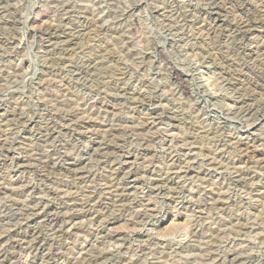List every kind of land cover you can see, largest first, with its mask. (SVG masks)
<instances>
[{"label": "rangeland", "instance_id": "1", "mask_svg": "<svg viewBox=\"0 0 264 264\" xmlns=\"http://www.w3.org/2000/svg\"><path fill=\"white\" fill-rule=\"evenodd\" d=\"M251 1L0 0V264H264Z\"/></svg>", "mask_w": 264, "mask_h": 264}, {"label": "bare ground", "instance_id": "2", "mask_svg": "<svg viewBox=\"0 0 264 264\" xmlns=\"http://www.w3.org/2000/svg\"><path fill=\"white\" fill-rule=\"evenodd\" d=\"M211 1V0H210ZM239 1H241V2H239L240 4H241V6L243 7V8H250L251 7V4H254V1H251V0H239ZM217 3V2H216ZM210 5V4H209ZM215 5V4H214ZM212 7H214V6H212ZM218 7V6H217ZM222 8V7H221ZM220 8V9H221ZM8 9V8H7ZM212 9V8H211ZM210 9V10H211ZM213 9H215V8H213ZM1 10V9H0ZM216 11V10H215ZM217 12V11H216ZM216 12H214L215 14H216ZM244 12V11H243ZM212 14V13H211ZM253 16V15H252ZM3 17V16H2ZM256 18V17H255ZM250 20V19H249ZM240 22H241V20H240ZM255 24V23H254ZM264 24V23H263ZM262 24V25H263ZM235 26V25H234ZM251 27V24L250 23H246V21H244V22H242V23H238L237 24V26H235V27H233V28H235V29H237V32L238 31H240V30H243V29H245L244 31H240L241 32V34H243L244 36H248V35H251L250 34V28ZM247 28V29H246ZM51 29V28H50ZM49 29V30H50ZM252 29V28H251ZM78 30V29H77ZM234 30V29H233ZM56 31V30H55ZM225 31V30H224ZM232 32V31H231ZM236 32V31H235ZM233 33V32H232ZM53 34V33H52ZM239 34V33H238ZM231 35H233V34H231ZM231 35H230V37H231ZM235 35V34H234ZM253 35V34H252ZM227 37V36H226ZM241 37V36H240ZM242 38H244V37H242ZM252 38H254V37H252ZM48 39H49V37H48ZM233 39H234V37H233ZM256 39V38H255ZM46 40V39H45ZM242 40V39H241ZM244 40V39H243ZM252 40H254V39H252ZM259 40V39H258ZM245 41V40H244ZM254 42V41H253ZM258 42V41H257ZM248 43V42H247ZM262 43H264V42H262ZM203 45V44H202ZM239 45V44H238ZM258 45V44H257ZM262 45V44H261ZM250 46V45H249ZM246 47V46H245ZM209 48V47H208ZM241 48V47H240ZM251 48V47H250ZM231 49V48H230ZM258 49V48H257ZM256 49V50H257ZM259 49H260V47H259ZM258 49V50H259ZM252 50V49H251ZM262 50V49H261ZM264 51V50H263ZM261 54V53H260ZM105 55V54H104ZM251 55V54H250ZM264 56V55H263ZM233 59V58H232ZM51 60V59H50ZM77 64V63H76ZM262 64V63H261ZM225 65V64H224ZM90 68V67H89ZM127 70V69H126ZM172 70V69H171ZM173 74H174V76L176 77V79H179V80H181V81H183L184 79H182L183 77H182V75H180L178 72H176L175 70H173V71H171ZM117 75V74H116ZM97 77V76H96ZM224 79V78H223ZM102 83V82H101ZM231 83V82H230ZM230 87V86H229ZM186 88V87H185ZM229 89V88H228ZM246 89V88H245ZM244 89V90H245ZM194 93V92H193ZM211 97H213V96H211ZM240 100L242 99V98H239ZM248 105V104H247ZM243 106V105H242ZM249 106V105H248ZM247 106V107H248ZM234 107V106H233ZM252 107V106H251ZM250 107V108H251ZM154 108V107H153ZM253 108V107H252ZM241 109V108H240ZM244 110H247V109H244ZM255 110V109H254ZM245 112V111H244ZM248 112V111H247ZM246 112V113H247ZM52 113V112H51ZM250 115V114H249ZM250 118V117H249ZM255 118V117H254ZM251 119V118H250ZM249 119V120H250ZM247 121H248V119H247ZM240 122V121H239ZM215 129V128H214ZM184 142V141H183ZM38 160V159H37ZM120 179V178H119ZM58 182V181H57ZM165 185V184H164ZM70 187V186H69ZM111 191V190H110ZM168 195V194H167ZM94 207V206H93ZM97 207V206H96ZM99 207V206H98ZM90 208V207H89ZM95 208V207H94ZM100 208V207H99ZM91 210V209H90ZM101 211V210H100ZM94 212H95V210H94ZM36 213V212H35ZM97 213V212H96ZM9 214V213H8ZM68 214V213H67ZM91 214V213H90ZM9 216V215H8ZM92 216V215H91ZM145 216V215H144ZM63 219V218H62ZM54 222H56V221H54ZM52 224V223H51ZM1 225V224H0ZM194 225V224H193ZM31 228V227H30ZM27 229V228H26ZM34 230L35 229H33L32 231H30V233L32 234V233H34ZM43 234V233H42ZM110 234V233H109ZM39 235V234H38ZM28 236V235H27ZM37 237V236H36ZM102 238V237H101ZM26 241V240H25ZM20 243V242H19ZM34 250H41L42 249V247H40V245H38V244H35L34 246ZM8 250V249H7ZM10 251V250H9ZM98 253V252H97ZM98 256H99V254H98ZM2 256H0V258H1ZM109 257V256H108ZM97 258V257H96ZM99 258V257H98ZM1 261V260H0ZM45 263V262H44ZM66 263V262H65ZM96 264V263H95Z\"/></svg>", "mask_w": 264, "mask_h": 264}]
</instances>
